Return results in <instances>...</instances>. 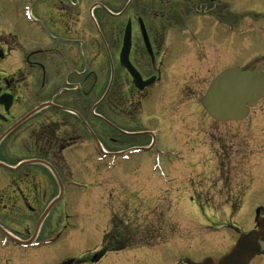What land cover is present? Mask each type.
I'll use <instances>...</instances> for the list:
<instances>
[{
  "label": "flooded vegetation",
  "instance_id": "flooded-vegetation-1",
  "mask_svg": "<svg viewBox=\"0 0 264 264\" xmlns=\"http://www.w3.org/2000/svg\"><path fill=\"white\" fill-rule=\"evenodd\" d=\"M234 7L46 0L45 22L1 21L0 264H164L170 249L173 264H186L200 262L194 251L218 235L231 233L224 255L257 229L264 198L246 199L263 188L250 176L231 189V167L246 155L227 154L236 137L215 135L226 124L201 103L229 68L264 73L242 15L229 18ZM164 203L206 211L177 242L147 223L135 229L136 210ZM259 243L249 264H264Z\"/></svg>",
  "mask_w": 264,
  "mask_h": 264
},
{
  "label": "rangeland",
  "instance_id": "rangeland-1",
  "mask_svg": "<svg viewBox=\"0 0 264 264\" xmlns=\"http://www.w3.org/2000/svg\"><path fill=\"white\" fill-rule=\"evenodd\" d=\"M83 1H85L86 3L88 2V0ZM91 1L95 2L99 0ZM245 1L246 0H236V7L233 8L234 11L231 12L232 16L230 17L229 15V18L239 19V17L242 15V17H240L244 21V27L242 28V31H244V33L248 35L246 37L247 39H252L254 56L258 57L264 52V5L258 6L255 1L248 0V3H245ZM45 2L46 0H0V23L2 20H4L5 24H19L22 26H30L31 24H33L30 19L33 16H37L39 17L40 21L45 22ZM242 7H244V9ZM241 11H243L244 13H242ZM203 36L205 39L211 37L210 35ZM236 66H239V64ZM244 122L250 123V127L261 125L264 130V109L261 110V108H257L255 110H252L249 116L244 120ZM240 126H243V128H237ZM248 127V124L246 125L243 123H227L226 125L221 126V128H218L216 131H214V133L215 135H217L219 131L223 136H229L233 134V137L236 138L229 140L227 145V154L233 156L236 155L239 151L240 153H242L243 157V154L246 155V163L244 161L241 165L237 164V162H234V165L236 167H231L232 171L230 173L232 180L229 182V185H231V189H233L236 185L241 186L242 184L240 183L242 179L250 178V176L255 181L260 182L261 188H263L262 191H259V189H257V192L254 193V195L246 199L247 204H251L253 201L255 202V200L261 201L262 198H264V131L262 133L252 132L253 130L248 129ZM248 130L252 132L250 133L252 135H248ZM175 143L176 147L181 148L177 141H175ZM253 146H256L257 148L255 149ZM258 154H260V156ZM240 159V162H242V157H240ZM249 161L250 163L257 164L254 170L255 172L253 171L252 167H248L247 164L249 163ZM235 168L237 169V171L233 172ZM87 185L89 186V183ZM164 204L165 207L161 208L160 206L157 209H154L152 205H144L147 208L140 209V215L138 216L135 223L141 226L147 223V225H150L154 228L156 233L160 232V235H163L167 233L163 232V230L159 227L158 219H160L161 221L165 220L168 224V229L171 226H175L172 230L173 233L167 234L168 239L173 238L172 242H177V239L181 236V234L183 235L182 237H187L188 232L193 233L194 230L192 229L191 224L192 219L199 217L202 210L192 205H180L179 207L175 208L169 207L167 203ZM244 211L245 209L243 210V212ZM219 214L220 217H223L224 215V213L221 212ZM247 219L245 218V220L242 221L243 223L238 224V227L240 226L242 228H246ZM250 226H252V224ZM150 232L153 231L151 230ZM178 232L180 234H178ZM190 237L193 236L190 235ZM215 237L216 236H214L213 238ZM228 239H231L230 232H225L223 236L218 235L216 237V242L208 244L207 242H205V244L199 248L197 246L198 250L194 251L196 252V254L194 255L197 256L198 259L206 255H212L215 257L222 256L223 251L221 249L224 250L225 248H228L227 246L229 245L226 244V240ZM192 241L194 242V240ZM194 252L187 254L191 257L196 258L193 255ZM176 256V250L170 249V251L167 252L164 257V264H173L174 260L177 259Z\"/></svg>",
  "mask_w": 264,
  "mask_h": 264
},
{
  "label": "water",
  "instance_id": "water-1",
  "mask_svg": "<svg viewBox=\"0 0 264 264\" xmlns=\"http://www.w3.org/2000/svg\"><path fill=\"white\" fill-rule=\"evenodd\" d=\"M126 40V39H125ZM264 96V74L261 72L228 69L210 85L202 104L214 120L235 122L244 119L249 109ZM258 232L241 236L229 254L215 262L206 258L200 264H247L259 253L258 239L264 237V220ZM187 264H195L187 261Z\"/></svg>",
  "mask_w": 264,
  "mask_h": 264
}]
</instances>
